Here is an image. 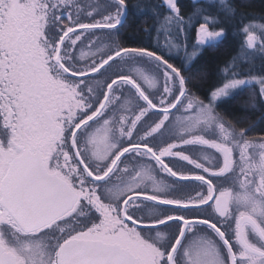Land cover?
Returning <instances> with one entry per match:
<instances>
[{
	"label": "snow or ice",
	"instance_id": "6c2138e0",
	"mask_svg": "<svg viewBox=\"0 0 264 264\" xmlns=\"http://www.w3.org/2000/svg\"><path fill=\"white\" fill-rule=\"evenodd\" d=\"M192 3L132 41L127 0H0V264H264V130L217 112L264 105V22L197 94L235 7Z\"/></svg>",
	"mask_w": 264,
	"mask_h": 264
},
{
	"label": "trees",
	"instance_id": "16d2710c",
	"mask_svg": "<svg viewBox=\"0 0 264 264\" xmlns=\"http://www.w3.org/2000/svg\"><path fill=\"white\" fill-rule=\"evenodd\" d=\"M230 1L235 7V18L233 21H229L226 25L228 28V35L215 46L203 47L202 52L195 63L191 64L193 74L197 73L198 70H203L208 73V77L205 81H199L197 83V94L207 93L210 90V86L213 85L222 75L221 70L226 66V63L230 62L232 57L237 55L239 45L235 35V31L233 30V24L235 22H239L238 14L240 13L244 16L246 14L259 13V11L260 13L262 12L264 14V0H254L252 4L248 3V6L242 4L237 5L238 0ZM239 6L241 7V9L237 8ZM186 13H183L185 17H187L188 15ZM135 16H137V19H139L138 15ZM145 16L143 17L146 20L145 26L152 25L153 16L151 14H146ZM140 27H142V25L139 26L138 22H135L130 35L127 37L128 39L126 38V40L134 41L139 39V36L143 35V33L136 35V29ZM179 61L180 59L178 58L176 61L178 66ZM185 74L187 75L188 73ZM197 89H194V91H196ZM250 94L251 93L246 87L242 88L230 99H226L220 102L217 106V110L223 115V117L227 118L229 121H233L236 118H241L248 124H254V130L250 132L249 135L258 136L261 131L264 130V105H258L254 109H245L243 105L246 101H248Z\"/></svg>",
	"mask_w": 264,
	"mask_h": 264
},
{
	"label": "flooded vegetation",
	"instance_id": "af4514ba",
	"mask_svg": "<svg viewBox=\"0 0 264 264\" xmlns=\"http://www.w3.org/2000/svg\"><path fill=\"white\" fill-rule=\"evenodd\" d=\"M253 1L254 0H238V4L248 6V3L252 4ZM127 2L129 4V9H128L129 15L127 17V22L121 28L122 37H124L125 39L130 35V32L132 31L135 22H138L139 26L142 25V27H143V26H145V23L143 21V19H144L143 17L146 14H151L153 16L152 11H151V6L156 2V0H138V1L137 0H127ZM178 2L181 6V10L183 13L188 12L186 14L189 15V13H191L193 11L194 5L192 3V0H178ZM132 3L135 4L136 6H141V5L143 6L144 14H142V16H141V14H140L141 11H139V14H140L139 19H137V16H135V15H137L136 14L137 10H135V12L133 10H131L132 9V5H131ZM200 3H202V0H197V4L199 5ZM131 15H133V16H131Z\"/></svg>",
	"mask_w": 264,
	"mask_h": 264
},
{
	"label": "rangeland",
	"instance_id": "374dc122",
	"mask_svg": "<svg viewBox=\"0 0 264 264\" xmlns=\"http://www.w3.org/2000/svg\"><path fill=\"white\" fill-rule=\"evenodd\" d=\"M229 2L232 4V2L229 0ZM218 3H219V0H216V5L218 6ZM236 3V2H235ZM237 5H239L238 3H237ZM238 9H241V7L239 6V7H237ZM136 14L138 15V16H140V14H141V16H142V14H144V10H142L141 12H140V14H139V12H136ZM240 14V13H239ZM238 14V18H239V21H240V18L243 16V14H240L239 15ZM262 15H264L262 12L260 13V11H259V13H255V14H246V16L247 17H249V18H253V22H257V23H260V22H264V21H261L259 18H260V16H262ZM143 21H144V23H145V20L143 19ZM249 22V19H244L243 20V23H248ZM234 31H235V28L233 29ZM193 40H194V34H193ZM175 54V53H174ZM180 60L181 59H185L182 55L181 56H179L178 57ZM256 65H257V68H259V59L257 58L256 59ZM245 66H247V64H245ZM253 74H255V75H258L259 74V72L257 71V72H254ZM245 88V87H244ZM247 89H248V91L251 93L250 94V96L255 92V93H257L258 92V89H259V86L258 85H252V86H247L246 87ZM257 91V92H256ZM217 112H219L218 110H217ZM220 113V112H219ZM221 114V113H220ZM221 116L223 117V115L221 114ZM226 121H229L227 118H225V117H223Z\"/></svg>",
	"mask_w": 264,
	"mask_h": 264
},
{
	"label": "bare ground",
	"instance_id": "6f19581e",
	"mask_svg": "<svg viewBox=\"0 0 264 264\" xmlns=\"http://www.w3.org/2000/svg\"><path fill=\"white\" fill-rule=\"evenodd\" d=\"M132 5V9L131 10H133V11H135V10H137V8H134L133 6L135 5V4H131ZM190 14V13H189Z\"/></svg>",
	"mask_w": 264,
	"mask_h": 264
}]
</instances>
